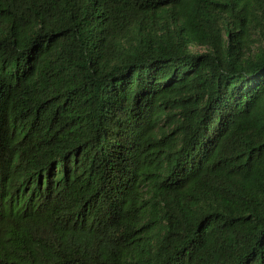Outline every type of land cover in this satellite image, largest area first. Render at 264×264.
Here are the masks:
<instances>
[{
    "label": "trees",
    "instance_id": "1",
    "mask_svg": "<svg viewBox=\"0 0 264 264\" xmlns=\"http://www.w3.org/2000/svg\"><path fill=\"white\" fill-rule=\"evenodd\" d=\"M0 264H264V0H0Z\"/></svg>",
    "mask_w": 264,
    "mask_h": 264
},
{
    "label": "rangeland",
    "instance_id": "2",
    "mask_svg": "<svg viewBox=\"0 0 264 264\" xmlns=\"http://www.w3.org/2000/svg\"><path fill=\"white\" fill-rule=\"evenodd\" d=\"M194 50H195V51H200V50H198V49H196V48H195Z\"/></svg>",
    "mask_w": 264,
    "mask_h": 264
}]
</instances>
